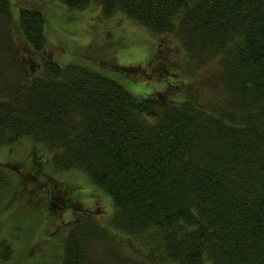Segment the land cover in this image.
<instances>
[{
    "label": "trees",
    "instance_id": "trees-1",
    "mask_svg": "<svg viewBox=\"0 0 264 264\" xmlns=\"http://www.w3.org/2000/svg\"><path fill=\"white\" fill-rule=\"evenodd\" d=\"M57 1L176 36L188 83L180 99L167 82L139 95L60 64L46 54L41 10L0 0V146L39 144L57 171H80L113 204L107 221H69L57 260L38 264H139L116 233L153 264H264V0ZM34 162L16 168L30 177Z\"/></svg>",
    "mask_w": 264,
    "mask_h": 264
},
{
    "label": "rangeland",
    "instance_id": "rangeland-1",
    "mask_svg": "<svg viewBox=\"0 0 264 264\" xmlns=\"http://www.w3.org/2000/svg\"><path fill=\"white\" fill-rule=\"evenodd\" d=\"M8 1L13 11L20 5L41 10L46 22V54L60 64L76 62L103 71L139 95L165 92L170 84L168 88L178 93L176 99L181 98L179 82L184 79V86L188 81L179 69L184 55L176 36L149 33L121 13L107 18L96 3L69 10L57 0ZM16 40L21 47L18 36ZM48 158L47 149L28 139L0 146V172L8 181L0 188V245L7 244L5 249L0 247V264L55 261L58 238L69 221L79 216L109 218L113 204L108 196L85 174L59 172ZM24 159L26 163L36 160L32 164L38 170L30 177L16 168L23 169L17 163ZM57 186L64 189L58 191ZM112 235L139 264H153L144 259L145 248L137 240Z\"/></svg>",
    "mask_w": 264,
    "mask_h": 264
}]
</instances>
